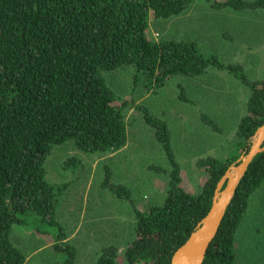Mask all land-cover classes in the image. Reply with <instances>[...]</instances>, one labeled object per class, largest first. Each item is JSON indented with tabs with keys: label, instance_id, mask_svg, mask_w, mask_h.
<instances>
[{
	"label": "trees",
	"instance_id": "1",
	"mask_svg": "<svg viewBox=\"0 0 264 264\" xmlns=\"http://www.w3.org/2000/svg\"><path fill=\"white\" fill-rule=\"evenodd\" d=\"M191 2L0 0V264H26L24 252L11 238L15 224H39L38 230L44 226L42 234L50 235L59 255L46 264H75L77 249L65 241V229L56 218L66 187L46 179L44 163L53 147L67 141L87 153L121 150L127 142L128 106L139 110L154 129L169 168L166 189L160 201L141 211L132 191L112 182V172L105 165L101 185L129 201L134 225L122 254L118 245L109 244L96 252L90 264H169L206 215L220 178L247 153L250 138L264 122V77H249L242 64L205 54L192 40L149 37L150 14L169 19L185 12ZM212 6L249 11L264 8V0H213ZM210 69L234 77L247 99L235 130V153L228 159L198 158L196 166L207 177L194 193L182 185L167 122L144 105L118 96L105 73L129 70L134 83L159 90L173 77H197ZM176 88L178 98L189 102L186 88L181 83ZM201 119L221 130L213 117L202 114ZM263 184L264 150L253 157L240 179L202 264H264L245 261L237 245L251 197Z\"/></svg>",
	"mask_w": 264,
	"mask_h": 264
},
{
	"label": "rangeland",
	"instance_id": "2",
	"mask_svg": "<svg viewBox=\"0 0 264 264\" xmlns=\"http://www.w3.org/2000/svg\"><path fill=\"white\" fill-rule=\"evenodd\" d=\"M212 3L192 0L185 12L169 19L150 14L147 34L154 40H192L205 54H214L224 63L242 64L249 77H264V9H216ZM105 78L118 96L144 105L167 122L187 190L195 193L207 177L196 166L198 158L228 159L235 153V130L245 113L247 94L230 74L210 69L197 77H173L159 90H146L141 83H134L129 70L106 72ZM178 83L186 88L189 102L178 98ZM202 114L213 117L221 130L202 122ZM125 117L127 142L121 150L106 155L87 153L67 141L53 147L44 163L46 179L66 187L59 197L56 218L65 229V241L77 249L75 264H90L96 252L109 244L118 245L122 254L132 236L134 213L129 201L118 199L101 185L105 165L112 172V182L123 183L132 191L139 210H146L164 196L169 168L154 129L131 106L126 107ZM38 226L15 224L11 230L12 241L24 252L26 264L59 259L50 235L42 234L44 226L40 225V230ZM237 245L245 261L264 262V184L251 197Z\"/></svg>",
	"mask_w": 264,
	"mask_h": 264
},
{
	"label": "water",
	"instance_id": "3",
	"mask_svg": "<svg viewBox=\"0 0 264 264\" xmlns=\"http://www.w3.org/2000/svg\"><path fill=\"white\" fill-rule=\"evenodd\" d=\"M263 150L264 122L250 138L247 153L240 155L226 169L217 183L208 212L199 221L187 240L173 253L169 264H202L206 250L217 232L240 179L253 157Z\"/></svg>",
	"mask_w": 264,
	"mask_h": 264
},
{
	"label": "crops",
	"instance_id": "4",
	"mask_svg": "<svg viewBox=\"0 0 264 264\" xmlns=\"http://www.w3.org/2000/svg\"><path fill=\"white\" fill-rule=\"evenodd\" d=\"M259 9H264V8H259ZM262 39H263V41H264V37H263Z\"/></svg>",
	"mask_w": 264,
	"mask_h": 264
}]
</instances>
